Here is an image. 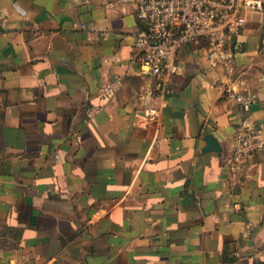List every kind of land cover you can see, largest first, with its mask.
<instances>
[{
  "label": "crops",
  "instance_id": "crops-1",
  "mask_svg": "<svg viewBox=\"0 0 264 264\" xmlns=\"http://www.w3.org/2000/svg\"><path fill=\"white\" fill-rule=\"evenodd\" d=\"M139 26L116 0H0V264H264V16L236 38L263 145L235 174L240 112L204 44L178 51L157 128L134 125Z\"/></svg>",
  "mask_w": 264,
  "mask_h": 264
},
{
  "label": "built area",
  "instance_id": "built-area-1",
  "mask_svg": "<svg viewBox=\"0 0 264 264\" xmlns=\"http://www.w3.org/2000/svg\"><path fill=\"white\" fill-rule=\"evenodd\" d=\"M134 7L140 24L134 39L138 73L147 83L139 93L140 106L134 115L138 128H157L162 110L171 95V83L180 68L176 58L188 44H204L211 68L227 76L225 92L233 98L240 118L232 136L227 170L235 174L245 158L263 145L261 131L247 112L257 93L236 86L235 44L251 15L264 16V0H116ZM105 96L115 93L113 83L102 86ZM157 141V139L155 138Z\"/></svg>",
  "mask_w": 264,
  "mask_h": 264
},
{
  "label": "rangeland",
  "instance_id": "rangeland-1",
  "mask_svg": "<svg viewBox=\"0 0 264 264\" xmlns=\"http://www.w3.org/2000/svg\"><path fill=\"white\" fill-rule=\"evenodd\" d=\"M4 100L0 97V155L3 152V144L1 141V131H2V112H3Z\"/></svg>",
  "mask_w": 264,
  "mask_h": 264
},
{
  "label": "water",
  "instance_id": "water-1",
  "mask_svg": "<svg viewBox=\"0 0 264 264\" xmlns=\"http://www.w3.org/2000/svg\"><path fill=\"white\" fill-rule=\"evenodd\" d=\"M206 140H207V147L205 148L206 150H212V149L218 150L215 140L211 136H208Z\"/></svg>",
  "mask_w": 264,
  "mask_h": 264
}]
</instances>
